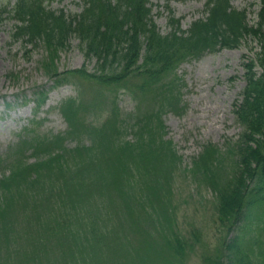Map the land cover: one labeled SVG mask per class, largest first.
Returning <instances> with one entry per match:
<instances>
[{"label":"trees","instance_id":"obj_1","mask_svg":"<svg viewBox=\"0 0 264 264\" xmlns=\"http://www.w3.org/2000/svg\"><path fill=\"white\" fill-rule=\"evenodd\" d=\"M259 1L254 24L232 0H207L204 18L187 31L181 19L171 18L166 35L155 23L152 0H84L82 12L71 17L49 10L43 0H18L11 11L0 9V22L13 14L19 23L14 40L33 49L46 46L49 61L43 66L53 88L71 73L104 87L132 83L147 100L161 99L157 113L125 128L134 132L130 139L123 138L114 109L101 127L85 126L89 145L68 150L55 138L45 148L37 140L32 164L22 158L31 136L11 148L0 162L10 168L0 179V237L6 239L0 264H188L200 237L194 232L193 242L179 230L174 185L181 157L165 139L160 114L180 103L176 70L188 57L238 49L249 40L260 51L243 56L245 87L233 104L242 133L226 153L205 146L193 173L209 185L219 222L232 236L221 254L204 256L202 264H264V0ZM73 37L86 61L96 60L93 73L86 65L58 73L59 53ZM44 93L34 98L36 109L47 99ZM72 103L61 107L69 136L79 131ZM227 154L232 157L226 162ZM53 165L59 171L51 172Z\"/></svg>","mask_w":264,"mask_h":264},{"label":"rangeland","instance_id":"obj_2","mask_svg":"<svg viewBox=\"0 0 264 264\" xmlns=\"http://www.w3.org/2000/svg\"><path fill=\"white\" fill-rule=\"evenodd\" d=\"M17 1L0 0V9L6 7L11 11ZM43 1L49 10L63 11L69 17L81 13L84 7V0ZM206 2L152 0L155 23L166 35L171 31L169 19H181V29L187 31L194 21L206 16ZM232 6L246 11L251 24L257 22L259 0H233ZM4 18L0 22V162L11 154L9 151L17 147L22 137L27 136H31V141L22 158L29 164L38 160L33 148L37 140L43 141L45 148L50 147L48 142L55 138H61L60 143L68 150L79 144L89 145V130L85 126L101 127L112 120L114 109L116 118H119L117 123L124 126L119 129L123 138L130 139L134 132L125 128L132 126L139 117L159 111L161 99L147 100L150 99L148 95L136 92L132 83L104 87L71 74L70 71L85 65L90 73L97 67L96 60L86 61L80 41L75 37L71 39L69 49L59 53L57 63L58 73L70 74L60 77L63 84L53 88L54 79L43 66L49 61L46 46L42 43L33 49L14 40L15 27L19 23L13 14H5ZM257 43L249 40L238 49H222L198 58L188 57L176 70L180 103L160 114L165 139L171 141L181 157L174 185L179 230L193 242L198 240L193 236L194 232L200 237L188 264H202L206 255L218 256L231 236L216 215L212 190L201 176L193 173V168L205 146L212 144L226 153L225 149L239 139L242 127L237 123L233 104L245 87L243 56L249 55L250 49L260 51ZM133 83H139V80L135 79ZM41 93L47 99L38 110L33 100ZM71 99L75 103H72L70 114L79 131L69 136V124L61 107ZM73 154L71 152L70 155ZM45 157V154L41 156ZM223 157L227 162L232 155ZM57 167L53 165L51 172L59 171ZM9 173L8 164L0 165V179ZM40 180L44 181V178ZM5 243L6 239L0 237V251L5 249Z\"/></svg>","mask_w":264,"mask_h":264}]
</instances>
